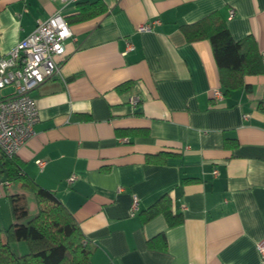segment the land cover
<instances>
[{"label": "crops", "instance_id": "obj_1", "mask_svg": "<svg viewBox=\"0 0 264 264\" xmlns=\"http://www.w3.org/2000/svg\"><path fill=\"white\" fill-rule=\"evenodd\" d=\"M92 1L0 0V50L38 20ZM101 1L103 14L68 24L57 74L31 93L38 121L15 155L22 171L56 193L94 246L86 264H264L256 249L264 242V72L244 77L250 90L213 99L211 46L187 41L180 28L218 12L235 40H255L264 64V0ZM152 22L150 32L136 31ZM127 44L134 49L122 55ZM24 191L18 181L0 184V229L36 213ZM166 194L181 222L168 226L160 213L143 220ZM11 206L22 209L13 217ZM161 233L165 248L157 238L149 246Z\"/></svg>", "mask_w": 264, "mask_h": 264}, {"label": "trees", "instance_id": "obj_2", "mask_svg": "<svg viewBox=\"0 0 264 264\" xmlns=\"http://www.w3.org/2000/svg\"><path fill=\"white\" fill-rule=\"evenodd\" d=\"M76 7V12L65 17L67 24L82 22L106 11L101 0L77 3ZM180 28L187 41L204 39L209 42L218 70L220 91L224 97L239 89L250 90L244 83V77L264 72L255 40L251 36L235 40L218 12H212ZM129 87L130 83H125L117 86V90ZM2 175H5L4 182L7 185L18 181L23 189L32 192L37 209L25 221L12 222L8 227L0 229V264H86L94 246L84 238L79 225L56 193L37 186L22 171L15 155L7 157L0 152V176ZM13 201L14 197L11 196V204ZM21 209L19 206H11L12 216ZM159 213L164 215L168 226H174L182 220L180 214L172 212L171 200L167 194L142 212L143 220ZM156 238L160 242L157 247L164 249L163 233L150 240L149 246L154 244ZM17 242H23L27 251L21 254L14 252L11 245Z\"/></svg>", "mask_w": 264, "mask_h": 264}, {"label": "built area", "instance_id": "obj_3", "mask_svg": "<svg viewBox=\"0 0 264 264\" xmlns=\"http://www.w3.org/2000/svg\"><path fill=\"white\" fill-rule=\"evenodd\" d=\"M75 0H59L64 6ZM234 16L230 10L229 19ZM152 23L138 25L139 33L150 32ZM72 37V33L65 18L60 11L43 20H38L34 29L8 52L0 50V152L12 157L18 149L32 135L34 125L38 121V111L32 91L45 80L53 77L58 72L56 58L64 54L65 41ZM132 44H127L121 53L125 55L133 50ZM264 55V52H263ZM10 88L8 94L2 95L1 91ZM212 98L223 99L220 89L212 90ZM128 103L133 109L139 104V97L132 94ZM36 163L42 166L43 162ZM214 175L216 171H213ZM72 175L67 182H72ZM1 180V176H0ZM0 184L7 185L6 182ZM137 200L133 197L131 212L137 210ZM256 249L264 261V242H258Z\"/></svg>", "mask_w": 264, "mask_h": 264}, {"label": "rangeland", "instance_id": "obj_4", "mask_svg": "<svg viewBox=\"0 0 264 264\" xmlns=\"http://www.w3.org/2000/svg\"><path fill=\"white\" fill-rule=\"evenodd\" d=\"M8 91H11V89L9 88V90H8V89H7V90H2V91H1V94H2V95H6V94H8ZM24 192H25V195H26V198H25L26 203H27L28 205H30V204H34V196H33V193L30 192V191H28V190H25ZM33 215H34V214H33ZM33 215H32V216H33ZM15 244H18V242H17V243H13V244L11 245V249H12L14 252H16L17 254H21L20 250L17 249V247H16L17 245H15ZM19 244H20V246H21V245H22V246H25L23 242H20ZM25 249H26V251H27V247H26V246H25ZM22 253H23V252H22Z\"/></svg>", "mask_w": 264, "mask_h": 264}, {"label": "water", "instance_id": "obj_5", "mask_svg": "<svg viewBox=\"0 0 264 264\" xmlns=\"http://www.w3.org/2000/svg\"><path fill=\"white\" fill-rule=\"evenodd\" d=\"M1 182H3V181H5V175H2V177H1V180H0Z\"/></svg>", "mask_w": 264, "mask_h": 264}]
</instances>
